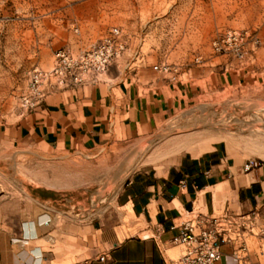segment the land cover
I'll use <instances>...</instances> for the list:
<instances>
[{
  "label": "rangeland",
  "instance_id": "obj_1",
  "mask_svg": "<svg viewBox=\"0 0 264 264\" xmlns=\"http://www.w3.org/2000/svg\"><path fill=\"white\" fill-rule=\"evenodd\" d=\"M113 26L126 45L109 69L148 65L175 76L194 91L186 109L142 141L117 147L62 152L4 138V126L46 95L36 88L83 85L64 87L42 75L33 86L34 73L54 66L55 51L77 53ZM230 30L247 32L241 57L213 44ZM219 140L264 163V0H0V226L37 195L102 213L135 172L168 166L180 151L197 154ZM246 230L247 246L259 251L261 229Z\"/></svg>",
  "mask_w": 264,
  "mask_h": 264
},
{
  "label": "crops",
  "instance_id": "obj_2",
  "mask_svg": "<svg viewBox=\"0 0 264 264\" xmlns=\"http://www.w3.org/2000/svg\"><path fill=\"white\" fill-rule=\"evenodd\" d=\"M134 69L49 92L4 126V138L62 152L142 141L186 109L194 91L151 66ZM247 162L222 140L197 154L180 151L168 166L135 172L102 213L37 195L0 226V264H170L182 251L173 239L190 211L253 215L260 250L247 246L245 230L222 243L218 264H264V163Z\"/></svg>",
  "mask_w": 264,
  "mask_h": 264
},
{
  "label": "built area",
  "instance_id": "obj_3",
  "mask_svg": "<svg viewBox=\"0 0 264 264\" xmlns=\"http://www.w3.org/2000/svg\"><path fill=\"white\" fill-rule=\"evenodd\" d=\"M246 34L247 32L230 30L213 44L217 50L234 51L241 57ZM125 45L121 29L113 26L100 40L77 53L60 48L54 53L55 64L50 71L33 74V86L42 75L45 79L56 76L64 87L94 81L108 71L112 61L125 50ZM154 68L159 69L157 65ZM168 68V65L163 66L164 70ZM36 90L40 92V97L49 93ZM40 101L37 100L36 104ZM253 164H257V161L248 160L245 167ZM250 224L251 219H238L228 211L218 214L190 211L178 226L179 233L173 239V242L182 245V251L178 257L170 258V264H218L222 243L241 237Z\"/></svg>",
  "mask_w": 264,
  "mask_h": 264
},
{
  "label": "bare ground",
  "instance_id": "obj_4",
  "mask_svg": "<svg viewBox=\"0 0 264 264\" xmlns=\"http://www.w3.org/2000/svg\"><path fill=\"white\" fill-rule=\"evenodd\" d=\"M205 121H206L207 124H209V125H215V122H214L210 117L206 118ZM216 124H217V123H216ZM181 128H182V127H181ZM172 130H174V129H169L168 131H172Z\"/></svg>",
  "mask_w": 264,
  "mask_h": 264
}]
</instances>
